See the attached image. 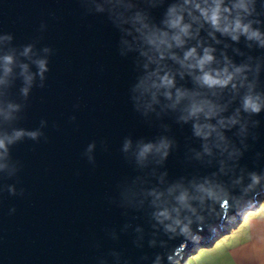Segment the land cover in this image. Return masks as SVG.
<instances>
[{
  "label": "water",
  "instance_id": "95a60500",
  "mask_svg": "<svg viewBox=\"0 0 264 264\" xmlns=\"http://www.w3.org/2000/svg\"><path fill=\"white\" fill-rule=\"evenodd\" d=\"M0 144V264H182L264 195V0H0Z\"/></svg>",
  "mask_w": 264,
  "mask_h": 264
},
{
  "label": "crops",
  "instance_id": "0c3cea01",
  "mask_svg": "<svg viewBox=\"0 0 264 264\" xmlns=\"http://www.w3.org/2000/svg\"><path fill=\"white\" fill-rule=\"evenodd\" d=\"M240 225L229 231L226 242L216 252L211 244V264H264V212L252 215L244 227Z\"/></svg>",
  "mask_w": 264,
  "mask_h": 264
},
{
  "label": "rangeland",
  "instance_id": "374dc122",
  "mask_svg": "<svg viewBox=\"0 0 264 264\" xmlns=\"http://www.w3.org/2000/svg\"><path fill=\"white\" fill-rule=\"evenodd\" d=\"M261 198L264 199V195H262L261 197H259L257 199V205H256L255 211H249L244 217L245 220H244L243 224H241V222H242L241 221L236 227H238L240 224L243 225L242 227H244L246 222L248 221L249 218H251L252 215H254L257 212H264V200H261ZM236 227H234V228H236ZM234 228H232L231 230H233ZM228 233H229V231H228ZM227 234L222 236V237H220L218 240H216L212 244H214V246L216 248L219 247L220 245L224 244L226 242V239L230 235V234H228V235ZM210 247H211V245L208 246V248H200V249L196 250L187 259H185L182 264H211L212 258H211L210 252H209L210 251V249H209ZM217 250H219V248H217L215 250V252Z\"/></svg>",
  "mask_w": 264,
  "mask_h": 264
},
{
  "label": "clouds",
  "instance_id": "9594fccd",
  "mask_svg": "<svg viewBox=\"0 0 264 264\" xmlns=\"http://www.w3.org/2000/svg\"><path fill=\"white\" fill-rule=\"evenodd\" d=\"M218 10H219V9H218V7H217V11H218ZM225 11H228V9L225 8ZM210 23L212 24V26H213L214 28H216V30H219V28H217L218 17H217V15H216L215 12L213 13V15H212V17H211ZM236 27H237V28L240 27L239 23H237ZM225 31H227V29H225ZM244 31H247L246 27H245ZM232 38H233V39H236L235 36H233ZM207 51H208V50H205V56L203 57L202 60L199 61L198 65H197L198 67L201 68V70H202L203 64H204L206 61H210V60L212 59L211 56L207 55ZM194 52H195V49H190L189 52L185 54V58H187L188 56L193 55ZM40 66H41V68L43 69V62H41V65H40ZM202 79H203V82H204L205 84H208L209 86H212V85H221V86H223V85H226V84H227V80H216V79H213V78L210 77L209 74H207V73H205V74L203 75ZM167 83L170 84L171 81L168 80ZM247 103H248V102L246 101V106H247ZM252 110H253V111H258L259 109H258V107H256L255 105H253V106H252ZM0 146H2V144H0ZM148 147H150V146H146L145 149H144V151H147V150H148ZM161 215H164V213H161Z\"/></svg>",
  "mask_w": 264,
  "mask_h": 264
}]
</instances>
